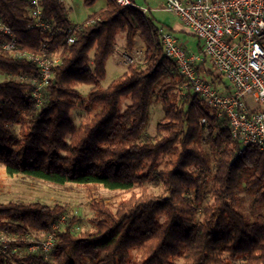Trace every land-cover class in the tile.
<instances>
[{
    "label": "trees",
    "instance_id": "16d2710c",
    "mask_svg": "<svg viewBox=\"0 0 264 264\" xmlns=\"http://www.w3.org/2000/svg\"><path fill=\"white\" fill-rule=\"evenodd\" d=\"M42 1L49 29L31 26L29 0H0V16L20 49L37 53L44 45L49 56H61L42 104L36 105L31 85L16 76L38 74L37 63L0 47V71L7 76L0 81V163L10 175L55 184L132 191L151 180L163 188L162 194L133 193L116 209L94 202L91 230L75 232L76 218L68 219L49 255L54 263L230 264V258H239L241 264H264V213L249 221L241 210L244 192L254 208L264 206V149L242 148L229 118L192 88H183L187 79L161 40L162 29L173 30L137 4L106 0L74 23L64 0ZM121 31L126 52H134L139 41L144 44L143 60L130 63L104 88L99 82ZM208 59L197 66L198 73L230 92ZM81 84L93 85L88 101L102 108L76 126L71 115ZM154 99L162 102L164 117L158 135L142 139ZM66 213L59 203L0 202V230L21 237L0 250V264H44L46 254L29 250L24 238L48 231ZM17 245L24 251H14Z\"/></svg>",
    "mask_w": 264,
    "mask_h": 264
},
{
    "label": "built area",
    "instance_id": "2783aa9c",
    "mask_svg": "<svg viewBox=\"0 0 264 264\" xmlns=\"http://www.w3.org/2000/svg\"><path fill=\"white\" fill-rule=\"evenodd\" d=\"M162 1L165 10L177 15L202 40L201 51L195 52L183 46L173 32L161 30L165 53L176 61L180 73L187 79L183 88H192L215 107L219 115L229 118L231 133L242 148L255 144L264 149V0ZM29 2L33 19L31 26L49 29L51 24L44 18L43 1ZM117 2L123 6L136 5L133 0ZM141 9L144 13L150 11L145 6H141ZM75 38V27H71L68 30L69 43H73ZM0 47L15 58L37 63L38 74H19L16 79L31 85L35 103L41 105L54 66L60 62L61 56H49L44 45L37 53L20 49L14 30L1 16ZM205 57L227 78L232 87L230 92L219 89L198 73L197 66ZM202 123H206L205 118ZM68 218L64 214L51 224L48 231L27 235L24 241L30 243L29 250L40 249L47 258L55 246L58 232L67 224ZM8 235L7 230H0L1 251L5 252L8 247ZM15 250H18V246Z\"/></svg>",
    "mask_w": 264,
    "mask_h": 264
},
{
    "label": "rangeland",
    "instance_id": "374dc122",
    "mask_svg": "<svg viewBox=\"0 0 264 264\" xmlns=\"http://www.w3.org/2000/svg\"><path fill=\"white\" fill-rule=\"evenodd\" d=\"M69 8V18L74 23L83 22L89 14L96 12L104 7L106 0H97L92 6H86L83 0H64ZM136 4L141 7L145 6L150 9L149 14L156 18L158 24L174 28V34L181 43L188 49L198 52L201 51L202 40L195 36L183 21L174 13L165 10L162 0H135ZM173 30V29H172ZM126 33L119 32L116 40V51L109 57L106 67V75L100 80V86L108 87L111 82L126 72L127 66L132 62H140L143 60L144 44L139 41L136 49L132 53L126 52ZM127 56L130 58H127ZM207 65L212 67L213 64L208 59ZM92 66V64L90 65ZM214 67V66H213ZM7 76L0 71V81ZM210 79V75L205 76ZM226 83L229 84L226 77ZM93 85H78L77 89L81 94L77 106L72 111V119L76 126L83 124L88 118L92 117L96 112L101 110V106L93 105L88 101V93ZM164 117V109L160 100L154 99L150 107L149 121L142 133V139L155 138L158 135V123ZM147 190L150 193L162 194L163 188L155 181H148L142 186L134 188L132 191L113 190L101 185H80L76 183L55 184L39 178H34L24 174L10 175L5 165L0 163V202H40L42 204L53 205L56 203L65 205L67 208L68 219L76 218L72 228L75 232L91 230L94 228L93 218L96 217V211L92 204L97 201H104L111 208L116 209L119 204L127 200L133 193H141ZM243 202L241 210L249 221H254L256 216L264 213V206L254 208L252 206L251 196L243 193ZM79 226V228H77ZM76 228V229H75ZM2 230V229H1ZM6 230V229H5ZM10 241L13 238H21L15 233L8 231ZM32 233L30 235H35ZM30 244V243H29ZM18 246L19 252H23V247ZM16 246V247H17ZM41 251L40 249L32 250V252ZM42 252V251H41ZM44 253V252H43ZM45 254V253H44ZM50 255V254H49ZM46 256V255H45ZM239 258H230V264H241ZM183 260L178 259L177 264H182ZM44 264H55L50 256L45 258Z\"/></svg>",
    "mask_w": 264,
    "mask_h": 264
},
{
    "label": "crops",
    "instance_id": "0c3cea01",
    "mask_svg": "<svg viewBox=\"0 0 264 264\" xmlns=\"http://www.w3.org/2000/svg\"><path fill=\"white\" fill-rule=\"evenodd\" d=\"M170 28H171V29H173V31L175 30V29H174V28H172V27H170ZM170 28H169V29H170ZM173 33H174V32H173ZM176 37H177V36H176Z\"/></svg>",
    "mask_w": 264,
    "mask_h": 264
}]
</instances>
